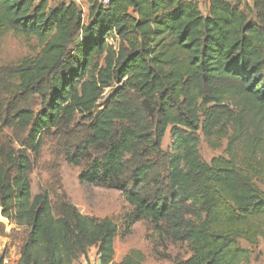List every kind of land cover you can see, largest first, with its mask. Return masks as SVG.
Instances as JSON below:
<instances>
[{"label": "trees", "instance_id": "trees-1", "mask_svg": "<svg viewBox=\"0 0 264 264\" xmlns=\"http://www.w3.org/2000/svg\"><path fill=\"white\" fill-rule=\"evenodd\" d=\"M82 1L86 21L74 0H0V31L42 47L0 71V90L18 82L16 103L0 102V135L18 132L15 142L0 137V219L28 229L18 264H74L89 246L97 264L144 261L131 251L114 262L111 219L64 203L56 217L47 192L31 195L29 155L50 133L63 138L66 162L90 161L81 182L119 191L131 222L149 220L165 241L190 247L174 264H249L240 241H264V190L249 175L264 171V0H207L206 13L197 0ZM33 96L36 111L26 106ZM229 125L226 157L201 161L198 132L225 138Z\"/></svg>", "mask_w": 264, "mask_h": 264}, {"label": "rangeland", "instance_id": "rangeland-1", "mask_svg": "<svg viewBox=\"0 0 264 264\" xmlns=\"http://www.w3.org/2000/svg\"><path fill=\"white\" fill-rule=\"evenodd\" d=\"M61 0H48L50 6H54ZM200 11L206 13L207 0H197ZM80 6H85L80 0ZM84 9V20L86 21V8ZM112 34L108 36L107 46L117 48V43L111 41ZM108 42L111 44H108ZM42 47L33 37L16 35L11 31H0V71L22 63L24 60L36 57ZM103 60H99V65ZM7 89L0 90V102L2 108L12 99L16 93L18 82L11 80L8 82ZM121 85L113 83L109 88L103 91L101 102L108 98L111 93ZM232 103L235 101L232 100ZM230 102V103H231ZM11 106L15 104L11 100ZM38 99L31 97L26 105L30 109L38 110ZM9 106V108L11 107ZM23 105H18V107ZM231 108H233L231 106ZM1 110V109H0ZM1 124V122H0ZM82 124L81 117L76 115L75 125ZM232 128H227L225 138L212 137L206 139L202 133L198 132V156L201 161L210 162L213 158L226 157L225 149L228 139L232 136ZM18 135L15 126H8L2 130L0 137L3 141L15 142ZM63 138L53 134H47L42 138L41 148L36 157L30 154L33 161V170L29 175L31 195L35 196L41 192H47L51 207H54L56 217L60 214L62 203L73 206L81 215L92 218L96 221L104 218L111 219L116 227L117 234L113 241L114 262L118 263L124 256L131 251H139L144 256L143 264H174L176 261H183L191 256V249L185 243H175L165 241L155 230L149 220L131 222L133 208L123 199L121 193L117 190L98 187L95 185L81 182L79 176L83 173L90 161H82L79 166H74L66 162L62 152ZM14 145H17L14 143ZM17 147V146H16ZM162 152L171 153V139L169 129L166 130L161 143ZM264 161V155L260 157ZM161 175L166 174V168L163 164ZM249 175L257 186L264 190V171L257 168ZM1 215V214H0ZM3 225L4 233L0 235V258L2 264H18L20 260V248L27 236L28 229L20 227L14 223L0 219ZM242 248L250 251L249 264H264V241L260 240L255 245H248L240 241ZM96 247L89 246L86 249V256H78L74 264H97Z\"/></svg>", "mask_w": 264, "mask_h": 264}, {"label": "built area", "instance_id": "built-area-1", "mask_svg": "<svg viewBox=\"0 0 264 264\" xmlns=\"http://www.w3.org/2000/svg\"><path fill=\"white\" fill-rule=\"evenodd\" d=\"M77 4H80V0H74ZM111 0H95L96 3L102 5V6H107L109 3H110ZM112 36H114V34H112ZM108 37L106 38V41H107ZM110 40L112 41H115L114 40V37L110 38ZM116 42V41H115ZM108 44H110L108 42ZM111 45V44H110Z\"/></svg>", "mask_w": 264, "mask_h": 264}, {"label": "crops", "instance_id": "crops-1", "mask_svg": "<svg viewBox=\"0 0 264 264\" xmlns=\"http://www.w3.org/2000/svg\"><path fill=\"white\" fill-rule=\"evenodd\" d=\"M82 1V0H81ZM235 1V0H234Z\"/></svg>", "mask_w": 264, "mask_h": 264}]
</instances>
